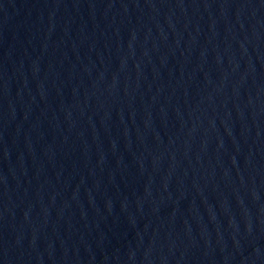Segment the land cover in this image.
Segmentation results:
<instances>
[{"label": "water", "instance_id": "1", "mask_svg": "<svg viewBox=\"0 0 264 264\" xmlns=\"http://www.w3.org/2000/svg\"><path fill=\"white\" fill-rule=\"evenodd\" d=\"M0 264H264V0H0Z\"/></svg>", "mask_w": 264, "mask_h": 264}]
</instances>
